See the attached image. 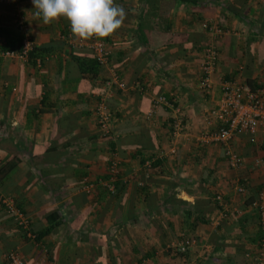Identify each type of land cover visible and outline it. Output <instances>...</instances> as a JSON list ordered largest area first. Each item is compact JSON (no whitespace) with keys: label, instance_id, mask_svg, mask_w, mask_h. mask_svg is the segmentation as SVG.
Returning a JSON list of instances; mask_svg holds the SVG:
<instances>
[{"label":"crops","instance_id":"0c3cea01","mask_svg":"<svg viewBox=\"0 0 264 264\" xmlns=\"http://www.w3.org/2000/svg\"><path fill=\"white\" fill-rule=\"evenodd\" d=\"M115 3L127 16L105 38L109 60L93 76L75 61L93 52L66 19L45 25L32 0H0V48L17 47L21 18L38 49L26 60L0 59V169L16 162L0 175V200H13L36 238L0 203V264L11 251L38 264H252L262 236L252 204L264 198V169L255 164L264 159V128L233 138L242 157L236 170L223 146H203L199 136L223 83L264 87V0ZM204 21L224 30L207 91L200 88ZM157 96L169 106L148 117ZM100 97L114 115L108 137L95 117ZM176 117L187 136L174 144ZM111 162L121 167L114 194L104 185ZM51 214L60 224L42 236ZM182 236L194 240L185 256L169 249Z\"/></svg>","mask_w":264,"mask_h":264},{"label":"built area","instance_id":"2783aa9c","mask_svg":"<svg viewBox=\"0 0 264 264\" xmlns=\"http://www.w3.org/2000/svg\"><path fill=\"white\" fill-rule=\"evenodd\" d=\"M15 1L17 0H6V2L9 3ZM17 26L22 34L20 50L17 52L0 51V58L6 57L26 60L29 52L34 48L28 33L27 24L24 20L20 18L17 21ZM200 27L206 36V42L203 44V59L200 70V88L207 91L211 89L213 74L218 62L219 51L217 41L224 35V30L218 26L217 23L212 21H204L200 24ZM87 44L93 52L94 59L99 66L106 65L109 60L110 51L104 38L87 40ZM118 86L120 88L124 87L121 83H119ZM162 106H169L164 96L153 98L148 117H151L153 111ZM95 117L101 134L108 137L113 129L114 115L108 109L106 98L100 97L97 101L95 106ZM201 118L202 123L205 124L206 130L199 136L200 144L205 146L214 143L223 146L227 166L230 169L236 170L242 165V157L231 148L230 143L233 138L239 134L253 135L264 128V87L249 89L245 84L237 80L225 82L221 85V97L219 101L215 106L207 109ZM171 128L174 144L179 137L187 136L186 128L181 124L179 118L176 117L173 119ZM170 152L174 153L175 149L171 148ZM152 164L150 160L146 161L144 167L150 171L152 169ZM255 164L264 169V159L256 160ZM119 173L118 162H111L108 167L109 179L104 183L110 194L115 193V183L119 180ZM138 185L142 186V183L139 182ZM236 191L239 194H243L246 188L237 186ZM215 200L218 201L219 205L223 208V211L220 213L223 217L225 215L224 211L227 210V205L223 203V199L220 195L216 196ZM0 203L4 206L7 213L14 218L16 225L22 229L25 236L29 239H35V236L29 230L28 218L16 208L13 200L10 198H2ZM252 206L256 210L258 226L262 232L252 264H264V198L260 195ZM193 243L194 240L192 238L182 236V239L176 244L169 245V249L175 254L181 255L187 252L188 248ZM1 264L38 263H28L23 260L17 252L11 251L6 254Z\"/></svg>","mask_w":264,"mask_h":264},{"label":"clouds","instance_id":"9594fccd","mask_svg":"<svg viewBox=\"0 0 264 264\" xmlns=\"http://www.w3.org/2000/svg\"><path fill=\"white\" fill-rule=\"evenodd\" d=\"M34 16L49 25L62 17L73 38L81 42L107 38L118 30L127 13L115 0H32Z\"/></svg>","mask_w":264,"mask_h":264},{"label":"trees","instance_id":"16d2710c","mask_svg":"<svg viewBox=\"0 0 264 264\" xmlns=\"http://www.w3.org/2000/svg\"><path fill=\"white\" fill-rule=\"evenodd\" d=\"M104 40H105V38H104ZM17 42V47L16 48H13V46L12 47H6V46H4V47H2V48H0V51H2V52H17L18 50H20V48H21V43H22V37H21V39H19V41H18V39H15V42H14V44ZM36 51H38V49H35V48H33L32 49V51L31 52H29V54H28V57L29 56H31L32 54H34V52H36ZM1 59V58H0ZM75 61L77 62V65H78V67H79V69H80V72L81 73H83V74H85V73H90V74H92L93 76H96L97 75V72H98V68H99V64L97 63V61L93 58V59H82V58H75ZM228 82V81H227ZM247 87H249L248 85H246ZM260 87H263V86H253V87H249V89H256V88H260ZM181 121V124L184 126V124H183V122H182V120H180ZM171 130H172V128H171ZM176 146V145H175ZM175 146H172V148H174V149H176L175 148ZM175 152H176V150H175ZM174 152V153H175ZM171 153V152H170ZM174 153H171V154H174ZM157 159H154V160H150L152 163H154L155 161H156ZM15 165H16V162L15 161H10V162H8V163H6L1 169H0V175H3V174H5V173H7L8 171H10V170H12L14 167H15ZM153 165V164H152ZM118 168H119V170L121 171V167H120V163H118ZM119 175H120V173H119ZM119 177V176H118ZM117 184H118V181H116V183H115V190H116V186H117ZM218 202V201H217ZM224 203V202H223ZM218 204H219V202H218ZM224 204H226V203H224ZM219 207H220V209H221V211H223V208L219 205ZM17 208V207H16ZM227 211V210H226ZM226 211H224V214H225V212ZM54 216L55 215H53V214H51V215H49L48 217H47V220L49 221V224H48V226L42 231V236H45V235H48L55 227H57L60 223L59 222H56L55 220H54ZM226 215H224L223 217H225ZM21 229V228H20ZM36 239V238H35ZM190 248V247H189ZM188 248V249H189ZM171 250V249H170ZM188 251V250H187ZM187 252H185V253H183V254H181V255H179V256H185V254H186Z\"/></svg>","mask_w":264,"mask_h":264},{"label":"rangeland","instance_id":"374dc122","mask_svg":"<svg viewBox=\"0 0 264 264\" xmlns=\"http://www.w3.org/2000/svg\"><path fill=\"white\" fill-rule=\"evenodd\" d=\"M220 149H221V148H220ZM222 149H223V148H222ZM223 152H224V151H223ZM223 152H222V153H223Z\"/></svg>","mask_w":264,"mask_h":264}]
</instances>
